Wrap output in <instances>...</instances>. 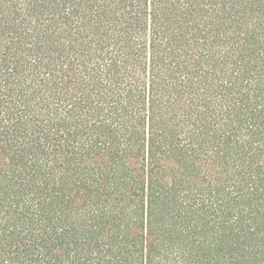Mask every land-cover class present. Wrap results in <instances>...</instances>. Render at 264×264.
<instances>
[{
    "label": "trees",
    "instance_id": "16d2710c",
    "mask_svg": "<svg viewBox=\"0 0 264 264\" xmlns=\"http://www.w3.org/2000/svg\"><path fill=\"white\" fill-rule=\"evenodd\" d=\"M0 264H264V0H0Z\"/></svg>",
    "mask_w": 264,
    "mask_h": 264
}]
</instances>
